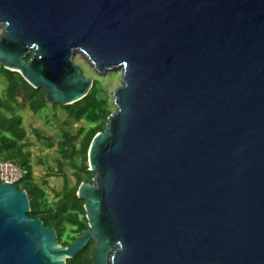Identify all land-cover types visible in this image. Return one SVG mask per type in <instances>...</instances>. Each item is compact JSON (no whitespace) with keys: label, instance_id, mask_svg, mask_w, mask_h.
<instances>
[{"label":"water","instance_id":"obj_1","mask_svg":"<svg viewBox=\"0 0 264 264\" xmlns=\"http://www.w3.org/2000/svg\"><path fill=\"white\" fill-rule=\"evenodd\" d=\"M0 62L51 103L120 69L62 245L0 183V264H264V0H0ZM30 54L28 60L25 56Z\"/></svg>","mask_w":264,"mask_h":264},{"label":"trees","instance_id":"obj_2","mask_svg":"<svg viewBox=\"0 0 264 264\" xmlns=\"http://www.w3.org/2000/svg\"><path fill=\"white\" fill-rule=\"evenodd\" d=\"M0 76L3 82L0 94V159L12 160L27 168V174L16 185L28 194V214L40 218L44 225L53 227L60 243L69 245L87 228L84 200L77 196V189L81 182L91 181L93 176L87 164V152L92 138L104 130L107 117L113 112L111 98L103 91L98 78H93L90 90L81 99L66 105L51 103L52 108L60 106L66 113V119L57 134V152L61 160L68 162L74 177L72 185L69 186L66 181L62 190L54 192L56 200L51 202L44 187L33 182L30 152L25 141L26 131L22 117L17 113L19 96L34 113L46 107L49 101L45 97V90L33 87L19 72L6 69L2 64ZM82 119L86 121L87 128L80 126L72 132L69 128ZM49 143L52 144L50 140ZM93 243L91 240L75 256L67 258L66 264H93L90 258Z\"/></svg>","mask_w":264,"mask_h":264},{"label":"rangeland","instance_id":"obj_3","mask_svg":"<svg viewBox=\"0 0 264 264\" xmlns=\"http://www.w3.org/2000/svg\"><path fill=\"white\" fill-rule=\"evenodd\" d=\"M73 62L82 69L84 76L91 79L98 78L103 91L111 98V110L114 111L115 107L113 104L112 92L116 87L121 85L120 69H112L104 73H98L94 70L93 66L78 53L74 54ZM0 64L2 63L0 62ZM2 86L3 82L0 76V94L3 90ZM18 101L20 104L18 114L23 118V124L27 135L25 139L31 146L29 159L34 171L33 182L44 187L45 191L48 193L49 200L53 202L56 200L54 192L62 190L66 181L69 186L74 182L71 167L67 161L60 159L57 152V142L59 140L57 134H59L58 132L62 127L61 124L66 119V113L60 106L52 108L51 102H47L46 107L34 113L26 107L27 103L23 98L19 96ZM80 126L87 128L86 121L82 119L80 122L73 124L69 129L74 132ZM48 138L51 140V145H49ZM41 179L43 180L42 183H40Z\"/></svg>","mask_w":264,"mask_h":264},{"label":"built area","instance_id":"obj_4","mask_svg":"<svg viewBox=\"0 0 264 264\" xmlns=\"http://www.w3.org/2000/svg\"><path fill=\"white\" fill-rule=\"evenodd\" d=\"M27 172L25 166L15 161L0 159V183L17 184Z\"/></svg>","mask_w":264,"mask_h":264},{"label":"crops","instance_id":"obj_5","mask_svg":"<svg viewBox=\"0 0 264 264\" xmlns=\"http://www.w3.org/2000/svg\"><path fill=\"white\" fill-rule=\"evenodd\" d=\"M27 107V106H26ZM29 109V108H28ZM19 110V109H18ZM18 110H17V113H18ZM30 110V109H29ZM31 111V110H30ZM32 112V111H31ZM20 115V114H19ZM21 116V115H20ZM22 117V116H21ZM22 122H23V118H22ZM23 126H24V124H23ZM25 128V127H24ZM26 131V130H25ZM27 136V135H26ZM49 139V138H48ZM50 140V139H49ZM25 141H26V143L28 144V148H27V150L30 152L31 151V146H30V144H29V142L25 139ZM50 142H51V140H50ZM31 154V153H30ZM32 173H34V171H33V168H32ZM43 182V180L41 179L40 180V183H42Z\"/></svg>","mask_w":264,"mask_h":264},{"label":"flooded vegetation","instance_id":"obj_6","mask_svg":"<svg viewBox=\"0 0 264 264\" xmlns=\"http://www.w3.org/2000/svg\"><path fill=\"white\" fill-rule=\"evenodd\" d=\"M26 57H28V58L26 59ZM29 57H30V54L26 55L24 59H25V60H28ZM18 188H19V187H18ZM19 189H21V188H19ZM25 191H26V190H25ZM26 193H27V192H26ZM27 195H28V194H27Z\"/></svg>","mask_w":264,"mask_h":264}]
</instances>
